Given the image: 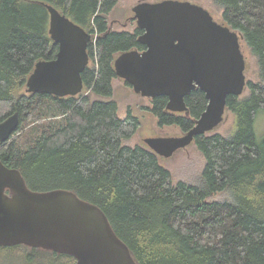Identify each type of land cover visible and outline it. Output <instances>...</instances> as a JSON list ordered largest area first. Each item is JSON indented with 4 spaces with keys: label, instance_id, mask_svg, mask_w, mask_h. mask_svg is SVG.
<instances>
[{
    "label": "trees",
    "instance_id": "obj_1",
    "mask_svg": "<svg viewBox=\"0 0 264 264\" xmlns=\"http://www.w3.org/2000/svg\"><path fill=\"white\" fill-rule=\"evenodd\" d=\"M212 1L257 58L259 80L248 79V93L228 96L232 135L195 137L206 161L201 179L190 183L175 182L146 143H124L141 122L131 111L119 115L115 60L146 47L138 26L113 29L109 15L119 0H0V121L20 116L12 138L0 142V159L18 168L33 190L66 188L98 205L137 264H264V138L254 126L264 110V0ZM46 4L91 34V63L78 95L27 92L37 62L59 50ZM151 100L158 125L183 133L208 104L199 88L186 96L187 112L168 110L166 96ZM219 193L228 197L209 199ZM0 249L19 251L26 264L76 263L72 255L24 244Z\"/></svg>",
    "mask_w": 264,
    "mask_h": 264
},
{
    "label": "water",
    "instance_id": "obj_2",
    "mask_svg": "<svg viewBox=\"0 0 264 264\" xmlns=\"http://www.w3.org/2000/svg\"><path fill=\"white\" fill-rule=\"evenodd\" d=\"M46 6L49 33L59 50L54 59L37 62L27 92L78 95L90 64L91 34L54 5ZM133 11L143 30L139 41L146 48L120 53L117 76L142 96H166L170 111L187 112L186 96L196 88L208 99L195 125L183 135L145 138L159 156L171 157L220 125L228 96L245 92L243 35L188 0H142ZM19 125L18 112L0 121V142L10 140ZM19 244L72 255L75 264H137L98 205L66 188L33 190L18 168L0 159V247Z\"/></svg>",
    "mask_w": 264,
    "mask_h": 264
},
{
    "label": "rangeland",
    "instance_id": "obj_3",
    "mask_svg": "<svg viewBox=\"0 0 264 264\" xmlns=\"http://www.w3.org/2000/svg\"><path fill=\"white\" fill-rule=\"evenodd\" d=\"M142 0H119L116 7L109 15V22L115 30H134L138 24L134 17L133 7ZM149 2H158L162 0H146ZM199 3L207 8L214 16V18L222 22L221 10L215 5L212 0H188ZM243 53L247 61L246 75L250 80H259V66L255 55L251 49L241 42ZM91 63V59H90ZM248 90L245 91V94ZM114 98L119 105V115L126 117L131 111L140 119V127L138 131L128 139L124 140L127 145L135 146L137 144H144L145 138L153 136H178L184 133L177 126L160 127L157 123L156 116L152 113L150 107L152 100L150 97L142 96L134 91L133 87L120 77L114 80ZM235 115L232 111L227 109L224 121L209 133H221L225 136H230L235 128ZM255 131L259 139L264 138V110H261L255 121ZM162 165L167 167L173 174L174 181H187L190 183H197L201 179L202 170L205 165V157L198 149L196 143L193 141L190 145L179 149L171 157L159 156ZM228 197L227 193H219L211 196L210 200H223ZM23 256L18 251L7 252L0 249V264H26L22 260Z\"/></svg>",
    "mask_w": 264,
    "mask_h": 264
}]
</instances>
